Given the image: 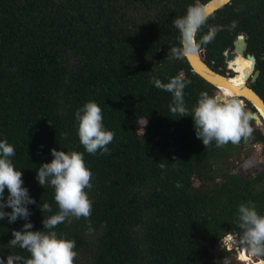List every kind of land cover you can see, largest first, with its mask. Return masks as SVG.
Here are the masks:
<instances>
[{"label": "trees", "instance_id": "trees-1", "mask_svg": "<svg viewBox=\"0 0 264 264\" xmlns=\"http://www.w3.org/2000/svg\"><path fill=\"white\" fill-rule=\"evenodd\" d=\"M194 2L0 0V141L14 146L10 159L36 201L28 205V221L0 220L5 264L8 255L30 256L9 244L13 230L31 222L33 231H42L44 216L59 210L54 189L36 180L53 148L84 153L93 173L86 191L94 233L84 218L55 228L76 242L75 264H244L235 249L214 248L238 231L239 204L252 201L264 215V134L252 120L249 142L205 148L192 117L174 116L171 93L150 82L183 73L191 80L184 90L189 110L201 92L214 95L187 59L167 56L179 42L172 21ZM233 21L238 26L227 30ZM212 25L225 30L202 46L206 62L234 75L223 52L246 31L247 52L259 70L248 84L264 99V0H231L210 15L196 39ZM88 101L102 108L105 129L115 133L109 153L88 154L79 142L75 113ZM244 105L256 110L247 100ZM7 195L5 189V201ZM45 202L52 212H41Z\"/></svg>", "mask_w": 264, "mask_h": 264}, {"label": "clouds", "instance_id": "clouds-1", "mask_svg": "<svg viewBox=\"0 0 264 264\" xmlns=\"http://www.w3.org/2000/svg\"><path fill=\"white\" fill-rule=\"evenodd\" d=\"M224 2L229 3L230 0ZM209 18L206 6L197 0L188 5L185 15L172 21L179 32V42L178 46L170 47L167 54L169 60L198 56L203 50L202 46L214 41L217 34L225 30L224 26H208L207 33L198 41L197 34L207 26ZM237 26L238 22L233 21L227 30L232 31ZM237 70L241 74L232 83L242 85L252 73L253 61H243ZM150 82L157 89L171 93L169 110L174 116L192 117L195 135L205 148L213 142L217 148H221L228 144L247 143L253 138L251 121L254 115L232 91L221 90L215 95L201 92L196 105L189 110L184 90L191 80L186 79L183 73L171 77L167 83L155 77ZM75 118L78 121L79 142L85 152L92 155L97 152L109 153L108 145L114 140L115 133L105 129L102 108L95 101H88L76 111ZM146 124L147 121L144 127ZM15 154L14 146L7 140L0 141V220L7 217L9 223L17 219L28 221L31 215L28 205L36 204L28 189L22 186V172L16 170L10 159ZM51 155V162L43 163L37 170L36 180L41 187L48 185L54 189V200L59 210L53 215L44 216L42 231H33L31 222L24 223L19 231L13 230V239L9 244L27 251L30 256L8 255L6 264H75L78 256L76 242L58 235L55 228L63 223L71 224L73 219L84 218L88 220V234L94 233L90 221L93 202L86 191L93 187V173L86 167L84 153L53 148ZM165 166L159 163L162 169ZM176 187H182V184L177 182ZM5 189L8 192L6 201ZM39 207L42 213L52 212L51 205L46 202ZM5 208H11V212L4 211ZM235 224L238 231L221 239L227 238L233 248L227 245L222 247L235 249L237 258L244 264H264V215L257 211L254 202L239 204ZM241 253L247 261L241 259ZM0 264H5L3 258H0Z\"/></svg>", "mask_w": 264, "mask_h": 264}, {"label": "water", "instance_id": "water-1", "mask_svg": "<svg viewBox=\"0 0 264 264\" xmlns=\"http://www.w3.org/2000/svg\"><path fill=\"white\" fill-rule=\"evenodd\" d=\"M226 4L227 3H225L224 0H209L204 3L206 10L210 13V15ZM248 38L249 34L246 31H241L233 40V45L227 47L223 52L228 69L231 68V61L239 55L253 61L252 73L246 78L245 83L242 85H233L232 83L233 80L238 78L237 73L241 74L240 71L237 72L233 70L235 74L232 75L229 72L222 74L214 70L206 62L204 50H202L198 56L187 58V61L195 73L200 75L203 79L215 87L216 90L214 91V95L221 90H230L239 99L244 101V104L245 100L249 101L256 109L255 111L249 110L254 115L253 120L255 122V126L264 134V99L248 84L249 81L254 82L259 75V70H256V56L251 53H246L248 49Z\"/></svg>", "mask_w": 264, "mask_h": 264}, {"label": "bare ground", "instance_id": "bare-ground-1", "mask_svg": "<svg viewBox=\"0 0 264 264\" xmlns=\"http://www.w3.org/2000/svg\"><path fill=\"white\" fill-rule=\"evenodd\" d=\"M243 61H250L248 58L243 57L242 55H239L238 57H236L234 60L231 61L230 63V67L231 69H233L234 71H237V69H240L242 66V62ZM239 73H237V77H239ZM243 257V259L245 260L244 255L241 253V258Z\"/></svg>", "mask_w": 264, "mask_h": 264}, {"label": "rangeland", "instance_id": "rangeland-1", "mask_svg": "<svg viewBox=\"0 0 264 264\" xmlns=\"http://www.w3.org/2000/svg\"><path fill=\"white\" fill-rule=\"evenodd\" d=\"M241 100V99H240ZM242 101V100H241ZM244 103V101H243ZM222 245H227V247H230V248H233L229 245V242H228V239L225 238L223 240H221L218 245L214 248L216 252H218L220 250V248L222 247ZM243 261H247V260H244L243 257L241 258Z\"/></svg>", "mask_w": 264, "mask_h": 264}, {"label": "flooded vegetation", "instance_id": "flooded-vegetation-1", "mask_svg": "<svg viewBox=\"0 0 264 264\" xmlns=\"http://www.w3.org/2000/svg\"><path fill=\"white\" fill-rule=\"evenodd\" d=\"M246 53H248V52L246 51Z\"/></svg>", "mask_w": 264, "mask_h": 264}]
</instances>
